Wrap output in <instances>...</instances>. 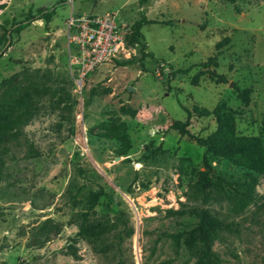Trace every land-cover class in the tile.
I'll return each mask as SVG.
<instances>
[{
  "label": "rangeland",
  "instance_id": "rangeland-1",
  "mask_svg": "<svg viewBox=\"0 0 264 264\" xmlns=\"http://www.w3.org/2000/svg\"><path fill=\"white\" fill-rule=\"evenodd\" d=\"M60 2L52 23L35 20L15 33L28 12ZM0 5V101L28 103L27 124L0 154V264H194L183 235L197 222L195 207L230 225L211 246L219 264H264V177L243 210L225 188L208 200L194 197L204 149L189 138L216 128L212 116L199 117L194 107L225 103L237 113V135L259 137L264 150V0ZM139 11L155 21L140 38L152 58L118 67L116 61L139 58L137 45H125L78 88L66 20L109 12L129 29ZM186 110L189 134L181 135L170 126L184 122ZM216 170L241 171L226 163ZM90 194L97 202L88 211ZM178 210L184 213H169ZM83 222L91 226L85 237Z\"/></svg>",
  "mask_w": 264,
  "mask_h": 264
},
{
  "label": "trees",
  "instance_id": "trees-1",
  "mask_svg": "<svg viewBox=\"0 0 264 264\" xmlns=\"http://www.w3.org/2000/svg\"><path fill=\"white\" fill-rule=\"evenodd\" d=\"M153 0H138L140 6ZM234 3V0H225ZM62 2L56 4L51 9L36 11L33 15L30 12L25 19L16 24L15 33L24 30L31 22L42 20L45 25L49 24L55 15V8ZM1 7V5H0ZM139 18L134 21L129 32L125 36L126 46L137 45L139 58L116 61L118 67L129 66L139 63L142 66L146 58H152L151 54L145 52L146 44L140 41L142 37L141 29L153 24L155 21L147 19L143 11H139ZM6 42L7 37H2ZM226 39L216 44L220 48ZM217 75H212L215 78ZM218 80H223L217 76ZM94 92V91H93ZM108 92V91H106ZM248 90L240 93L241 101L248 104ZM193 113L199 117L212 116L215 120L216 128L214 132L205 138H196L189 135L198 146L204 149L202 156L203 170L197 173V181L192 185L193 196L200 200H208L214 190H225L230 194L228 199L233 198L234 208L243 210L247 204L255 198L254 188L261 177H264V150L261 139L257 136H239L236 133L235 116L236 111L230 109L225 103L217 104L212 110L193 108ZM187 118L184 122L175 121L170 128L178 131L181 135H188L187 128L191 113L186 110ZM131 116H134L133 113ZM28 122V103L23 99H15L11 103L0 101V154L4 143L10 137L14 138L21 127ZM226 163L239 168L240 173L235 176L226 171L216 170V166ZM214 164V165H213ZM231 191V192H230ZM95 194H90L87 210L91 211L96 205ZM171 214H183L184 211H169ZM196 218L195 226L185 232L183 243L186 248L196 257L194 264H219L217 256L211 251V246L218 233L223 230H230V225L218 220L211 213L203 208H194L191 212ZM91 226L81 223L80 234L85 237L86 232ZM129 230L126 236H130ZM179 237L182 235H178ZM121 239V236L119 235ZM74 255V253H73Z\"/></svg>",
  "mask_w": 264,
  "mask_h": 264
},
{
  "label": "built area",
  "instance_id": "built-area-1",
  "mask_svg": "<svg viewBox=\"0 0 264 264\" xmlns=\"http://www.w3.org/2000/svg\"><path fill=\"white\" fill-rule=\"evenodd\" d=\"M128 32V25L115 13L70 15L66 20L67 56L78 88L98 67L117 59L125 49Z\"/></svg>",
  "mask_w": 264,
  "mask_h": 264
},
{
  "label": "crops",
  "instance_id": "crops-1",
  "mask_svg": "<svg viewBox=\"0 0 264 264\" xmlns=\"http://www.w3.org/2000/svg\"><path fill=\"white\" fill-rule=\"evenodd\" d=\"M72 1H74V0H71V2H72ZM153 1H155V0H153ZM42 10H43V9H42ZM77 14H78V13H77ZM77 14H71V15H77ZM144 14H145V13H144ZM90 15H92V14H90ZM54 16H55V15H54ZM54 16H53V17H54ZM122 20H123V19H122ZM52 21H53V18H52V20H51L50 23H52ZM135 21H136V20H135ZM123 22H124V21H123ZM132 23H133V22H132Z\"/></svg>",
  "mask_w": 264,
  "mask_h": 264
},
{
  "label": "water",
  "instance_id": "water-1",
  "mask_svg": "<svg viewBox=\"0 0 264 264\" xmlns=\"http://www.w3.org/2000/svg\"><path fill=\"white\" fill-rule=\"evenodd\" d=\"M128 90H129V91H133L132 88H128ZM60 152L63 153V150L61 149Z\"/></svg>",
  "mask_w": 264,
  "mask_h": 264
}]
</instances>
